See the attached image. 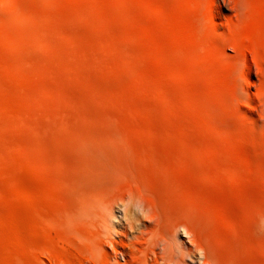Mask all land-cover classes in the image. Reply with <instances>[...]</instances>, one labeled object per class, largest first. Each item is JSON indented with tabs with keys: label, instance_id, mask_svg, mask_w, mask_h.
<instances>
[{
	"label": "rangeland",
	"instance_id": "obj_1",
	"mask_svg": "<svg viewBox=\"0 0 264 264\" xmlns=\"http://www.w3.org/2000/svg\"><path fill=\"white\" fill-rule=\"evenodd\" d=\"M13 4L31 22L12 18L16 33L39 31L45 41L22 45L17 57L0 37V264H59L66 246L73 254L66 264H96L97 213L71 218V191L46 179L61 176L52 166L59 136L72 143L63 125L93 130L98 145L112 142L131 154L132 172L116 177L106 207L140 190L162 224L194 226L217 264H264V0H0V11ZM7 15L0 26H9ZM214 32H233L261 54L262 63L251 59L250 83L242 78L246 99L233 97L234 43ZM199 43L214 47L207 77L196 63L171 57ZM185 94L205 111L188 106ZM219 96L236 103L218 106ZM37 129L53 148L45 178L26 158L40 157ZM66 162L75 168L74 157ZM126 210L134 225L143 218L130 202ZM109 226L102 240L112 255L108 240L123 251L117 233L125 227ZM116 256L113 264H127L132 255Z\"/></svg>",
	"mask_w": 264,
	"mask_h": 264
},
{
	"label": "bare ground",
	"instance_id": "obj_2",
	"mask_svg": "<svg viewBox=\"0 0 264 264\" xmlns=\"http://www.w3.org/2000/svg\"><path fill=\"white\" fill-rule=\"evenodd\" d=\"M9 8L8 11L10 10V13L8 11H0V15L4 16L7 12L8 21L10 22L9 26H0V37L9 38L14 47L13 50L16 52V56L20 57L23 55V52L20 50L22 45L31 44L39 47L45 41L44 34H41V32L39 33V31L31 36H27L21 32L16 33L15 30L18 29V25H16L15 22H11L12 18H15V16L19 17V15L22 14L21 19L24 24H29L31 23L30 15L26 13V10L21 5L13 4ZM239 11H241V9H239ZM6 18L5 20H7ZM1 19H4L3 16H1ZM212 34L213 37L221 43L233 41L234 48L238 54L235 56L238 62L235 67L237 89L233 97H235V100L246 99L247 91L242 82V78L250 83L249 78L253 74L251 59L256 64L262 63L259 50L250 46L238 36H234L235 33L233 32L231 35L217 34L215 32ZM197 47L200 51L205 52V55L200 53ZM213 51L214 47L211 44L199 43L190 47L176 48V53L171 57H173V59L175 58L176 61H181L182 58H184L196 63L198 68L203 67L201 71H204L205 74L199 71L200 69L198 68L197 71L203 73L202 75L207 77L209 73L204 64L206 63V58L212 56ZM10 55L12 56V54ZM249 56H251V58ZM195 68L194 70H196ZM187 70L192 72L193 75L195 74L193 68L192 71L191 69ZM196 74H198V72ZM184 97L188 106L194 109L197 108L195 101L190 95L185 94ZM208 99V102L212 103V99ZM215 100H217L218 106L224 108H228L232 106L233 103H236L235 100L233 102L232 99L224 96H219ZM197 109L205 111L202 108ZM21 118L19 117V119ZM25 118H22V120ZM63 126L67 127L72 143L68 142L65 137L59 136L60 146L56 149L57 156L52 166L61 176L57 181H52L48 177L46 179L49 185L54 186L58 184L71 191L72 202L74 204L73 210L70 211L66 209V212H68L67 214L70 215L71 218L75 216L80 219L85 213L89 214L90 211L97 213V217H99L100 220L95 219L96 221L93 223L96 230L93 235V246L91 250V258L96 264H113V261L119 263L116 256L117 254H120L123 258L131 254L132 256L127 261V264H217L215 254L209 246L206 245V240L201 238L202 235L197 232L198 230L194 226H189L187 223L183 222H174L166 225L162 224V222L158 221L156 217L150 214L148 207L143 205L140 198L142 193L140 190H129V193L123 195L120 201L116 203L117 205L114 203V206L112 205L111 208L106 207L102 202H105L104 200L116 177L132 172L133 162L130 156L131 154L129 155L127 153L128 150L126 147L117 148L112 142L106 145H98L96 142H99V140L93 130H88L85 135L75 129H70L68 125ZM35 127L36 126L33 128ZM39 130L40 129L36 130L38 134ZM180 141L182 143V139ZM73 142H75V144H73ZM35 146L40 152V157L36 159L31 154L27 153L26 158L31 164L35 165V167L37 166V172L45 178L47 173L51 171L50 154L53 148L40 137V134L36 139ZM198 154H200V152ZM67 155L74 157V163L76 164L74 169L69 162H66ZM10 182L13 184V181L10 180L9 183ZM128 202L133 205L135 212L143 217L137 220L135 225L128 221V211L126 210V203ZM101 203L103 205L102 207H100ZM115 206L120 213V217L114 215L113 209L116 208ZM85 210L89 212H85ZM41 218H43V216H39V221ZM44 221H46V219ZM110 224L120 227L123 225L121 227L122 229L125 227L124 230H120L117 233V237L120 239V246L124 249L123 251H117L112 240H108L109 245L114 248L112 255L106 253L104 248L105 244L102 240V236L105 234L108 235L109 233L111 234L110 230H108ZM134 241H139V244H136ZM188 244L192 247L189 248ZM65 248L60 249L61 251L58 256L59 264H66V261H68L67 259L71 257L70 254L73 255L71 246L67 250H65ZM128 248L132 250L130 253L125 254V249L127 250ZM109 249L111 248L109 247Z\"/></svg>",
	"mask_w": 264,
	"mask_h": 264
}]
</instances>
